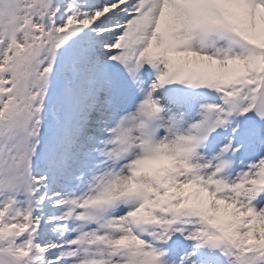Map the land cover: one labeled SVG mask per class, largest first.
<instances>
[{"label": "snow or ice", "instance_id": "obj_1", "mask_svg": "<svg viewBox=\"0 0 264 264\" xmlns=\"http://www.w3.org/2000/svg\"><path fill=\"white\" fill-rule=\"evenodd\" d=\"M0 264H264V0H0Z\"/></svg>", "mask_w": 264, "mask_h": 264}]
</instances>
